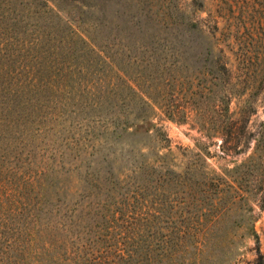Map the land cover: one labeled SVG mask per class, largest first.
Here are the masks:
<instances>
[{"label": "rangeland", "instance_id": "374dc122", "mask_svg": "<svg viewBox=\"0 0 264 264\" xmlns=\"http://www.w3.org/2000/svg\"><path fill=\"white\" fill-rule=\"evenodd\" d=\"M80 1L0 0V264H264V0Z\"/></svg>", "mask_w": 264, "mask_h": 264}, {"label": "trees", "instance_id": "16d2710c", "mask_svg": "<svg viewBox=\"0 0 264 264\" xmlns=\"http://www.w3.org/2000/svg\"><path fill=\"white\" fill-rule=\"evenodd\" d=\"M52 1L54 3L55 0H48ZM74 2L73 4V9L79 10L81 13H85L86 11H83L82 7H86V4H84L80 0H72ZM81 2L83 3V6H80ZM56 4V3H55ZM59 9L62 7L60 4H56ZM82 5V4H81ZM197 29H200L199 26H197ZM209 52L208 54H211L210 61L212 65L216 68L219 69L220 71L223 69V71H228L229 73H232L234 70L233 67V61L231 60L230 57H228L225 54H220L217 52L216 48L214 45H211V48H208ZM223 66V67H222ZM232 77V76H231ZM240 82H237L235 84H231V86L227 87L228 92L229 91H235L234 94H236V97H242L244 94V90L241 89L240 87ZM232 101V97L226 98V108L227 111L230 112V104ZM181 113L180 120H186L187 118V111L183 109L182 111H177V113H170L169 117L171 118H176V114ZM234 112L231 113V115ZM251 113H249L250 115ZM246 119L248 118L247 115H245ZM245 117L243 119H235L230 122V128L229 130L225 131V129H222L221 135L223 136V148L224 151L229 152V151H235L237 152L239 144L244 140L246 137V119ZM149 126H147V131L152 129V126L150 123H148ZM264 124V122H263ZM264 135V132L261 133V135ZM208 136H211L213 134L207 133ZM247 138V137H246ZM255 140V146L253 148L252 153L242 162L237 163L233 169H230L225 173L226 177H223L218 174H214L215 176L218 177H223L226 179V187L220 190V193L222 195L226 194H233L237 193L239 191H242L244 193V196L246 198H250L252 196V192L258 193L261 191V193L264 196V178H257L254 182L251 181V178H249V175H252L251 172L254 171L255 167L263 162V157H264V147L262 145V136L260 135H255L254 137ZM249 144V143H248ZM248 147H244L240 149L241 151H246ZM252 233H255L254 228L252 227L251 229Z\"/></svg>", "mask_w": 264, "mask_h": 264}]
</instances>
